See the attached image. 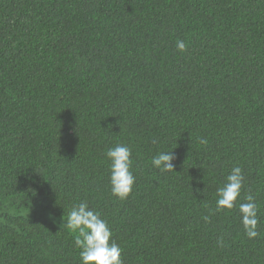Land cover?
Returning a JSON list of instances; mask_svg holds the SVG:
<instances>
[{"label":"trees","instance_id":"trees-1","mask_svg":"<svg viewBox=\"0 0 264 264\" xmlns=\"http://www.w3.org/2000/svg\"><path fill=\"white\" fill-rule=\"evenodd\" d=\"M171 151L175 172L152 166ZM235 166L254 239L216 210ZM81 201L123 264H264V0H0V264H81L62 226Z\"/></svg>","mask_w":264,"mask_h":264},{"label":"clouds","instance_id":"clouds-1","mask_svg":"<svg viewBox=\"0 0 264 264\" xmlns=\"http://www.w3.org/2000/svg\"><path fill=\"white\" fill-rule=\"evenodd\" d=\"M178 51L183 53L187 44L183 40L176 41ZM201 144H207L206 138L200 139ZM106 157L110 161V189L112 196L117 199H127L131 194L135 176L132 172V149L126 145L118 144L109 148ZM174 152H160L152 158V166L161 172L174 171ZM175 172V171H174ZM245 184V176L242 168L235 166L227 175L225 183L217 189L216 210H233L238 208L241 224L249 239L260 235L258 225V205L252 195H246L243 199L246 202H239L242 189ZM63 228L76 234L75 243L80 251L81 264H123L121 259L122 249L112 239V232L105 219L99 213L90 208L87 201L74 204L68 212L66 220L62 217ZM207 223L209 216L203 217ZM218 243L222 246L223 239Z\"/></svg>","mask_w":264,"mask_h":264}]
</instances>
